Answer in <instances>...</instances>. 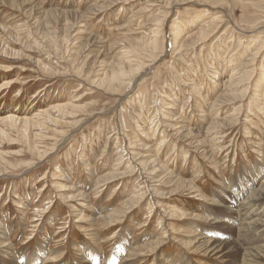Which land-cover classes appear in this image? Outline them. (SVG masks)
<instances>
[{"label":"rangeland","instance_id":"1","mask_svg":"<svg viewBox=\"0 0 264 264\" xmlns=\"http://www.w3.org/2000/svg\"><path fill=\"white\" fill-rule=\"evenodd\" d=\"M117 1L0 0V260L264 264L198 242L237 238V205L213 203L264 171V0Z\"/></svg>","mask_w":264,"mask_h":264},{"label":"bare ground","instance_id":"2","mask_svg":"<svg viewBox=\"0 0 264 264\" xmlns=\"http://www.w3.org/2000/svg\"><path fill=\"white\" fill-rule=\"evenodd\" d=\"M105 1V0H104ZM117 1V0H116ZM118 3L124 2V0H118ZM192 2V1H191ZM114 3V2H113ZM128 2H124V4H126ZM106 4V3H105ZM179 4V2H178ZM176 4V5H178ZM95 6V5H94ZM63 13V12H62ZM65 15H69V13L67 14L66 12L64 13ZM85 15V14H84ZM211 21H206L204 20V22L202 23V27H200L198 30L199 32L197 34H195V36H200V38H206L209 39L211 37H213V35L216 33L217 29L219 26H215L213 27V23L214 22H218V24L220 25V23L222 22V16H218L217 13L212 14V18H210ZM202 22V21H201ZM200 24V23H199ZM196 33V32H195ZM200 34V35H199ZM194 36H191V38H193ZM195 38V37H194ZM258 40V39H257ZM255 59V57L253 56V60ZM138 60V59H137ZM249 61L250 63L247 64H241V68L244 69L243 72H241L240 77H235L234 78V82L241 84L243 83L245 80H247V78L249 77H253L254 75V70L255 67L253 66L254 61ZM130 61V60H129ZM249 67V68H248ZM142 68V67H141ZM248 69V70H247ZM250 69V70H249ZM135 71V70H134ZM137 71V70H136ZM125 73H114L110 76L109 78V83H108V87L109 89L112 90H116L115 88L118 87L119 84H121V76L124 75ZM262 74V73H261ZM262 82H259V85L257 86V88H264V74L261 75ZM250 78V79H251ZM105 85V84H104ZM259 90V89H258ZM243 92V91H242ZM258 92V91H257ZM244 93V92H243ZM230 95V94H229ZM258 95V94H257ZM7 121H12L13 119L9 118L6 119ZM36 121V120H35ZM42 156V155H41ZM261 171V170H260ZM262 172H257L258 175L254 177V179H252L251 181L246 179L243 180L241 183V186L239 189H235L237 188L234 184H230L229 187L225 190L222 191V193L220 195H218L217 199H215L214 201V205H218L219 207L224 206L226 203V201L229 202V204L231 206L226 207L229 210V214L232 215L231 213L234 212V209L236 210V213H233V215H235V217L237 218V222L235 220L236 223H238V229H239V234L238 236H236V239H226L224 237H219V239H212L211 237L207 236V237H203V240L198 241L200 243V246L203 248V250L206 253H213V255H218L221 254L222 252L226 251L225 253H240V252H244L243 255H248L251 256L253 258H256L257 256L260 257V252L264 250V243H259L258 239L260 238V236H262L261 234H264V219L263 221L259 222V220H254L252 219V215H261L260 213H258L257 211L259 210L262 211V209H264V190H262V187L264 186V181H263V185H261L262 187L260 189H258L259 191L262 190V192H258V190L256 191H250L251 187L254 185L255 180L257 179L258 176L262 175ZM116 178V177H115ZM251 178V177H250ZM257 181V180H256ZM188 184V183H187ZM250 192L247 196L246 201H242L237 203L236 200L240 199L241 195L244 193ZM231 193V195H230ZM247 195V194H246ZM72 197V196H71ZM80 197V196H78ZM77 197V198H78ZM84 197V196H83ZM226 199V201H225ZM230 199V200H229ZM250 199V200H249ZM235 201V202H234ZM233 203H235L237 205V209L234 208L231 210L232 206L234 205ZM247 203V205H246ZM224 208V207H223ZM212 210V209H211ZM205 211V210H204ZM225 211H227L225 209ZM207 212V210H206ZM211 211H209L210 214ZM264 212V211H263ZM228 214V213H227ZM207 213L204 214V216L202 217L203 221L205 224H207L209 222V219H211L209 216H206ZM213 215V214H210ZM256 216V217H257ZM215 219V218H214ZM218 219V217H217ZM260 219V218H259ZM112 221V220H110ZM202 221V222H203ZM215 223H218L216 221H214ZM112 224V223H111ZM203 224V223H202ZM164 226V225H162ZM7 229V228H6ZM199 229H201L200 227H198L194 232L196 233V231H199ZM237 229V230H238ZM205 231V230H204ZM7 232V231H6ZM6 232H4L3 234H0L1 237L5 236L7 237V234H5ZM205 233V232H204ZM167 234V233H166ZM202 236V235H200ZM204 236V235H203ZM122 237V236H121ZM198 237V236H197ZM213 237V236H212ZM160 238V237H159ZM196 238V237H195ZM7 240H9L8 238L5 239V241H2L3 248H6L5 253L7 254V252L10 250L8 249V245H7ZM122 240V239H121ZM120 240V241H121ZM158 241V240H157ZM123 242V240H122ZM125 242V241H124ZM123 242V243H124ZM161 242V241H160ZM160 242L154 243L152 246L155 247H160L162 244ZM186 242V241H185ZM135 243V242H134ZM182 243V242H181ZM9 244V243H8ZM117 244V243H116ZM194 244V240H190L188 241V245H192ZM199 245V244H198ZM90 245H84L81 247V249L83 248V250L85 249V254L82 256L81 260H84V262L87 264H115L114 259L117 256H120V254H122V252L119 255H114V257H108V258H103L100 259L96 252L92 249V247ZM138 250L137 246H134L133 243L131 245L130 248V254L129 256L127 255L126 258H130L133 259L131 257H137L136 252ZM11 251V250H10ZM120 251V250H119ZM141 252V250H140ZM184 252V251H183ZM264 252V251H263ZM50 253V252H49ZM154 253V252H153ZM81 254V253H80ZM140 254V253H139ZM186 254V255H185ZM184 254V256H181V259L183 260V264H190L189 260H188V255L187 252ZM223 254V253H222ZM141 255V254H140ZM1 256V255H0ZM247 256V257H248ZM81 257V255H80ZM244 257V256H243ZM250 257V258H251ZM139 258V257H138ZM249 258V259H250ZM262 258V257H261ZM0 259H2V257H0ZM55 258L52 257V255H50V258H44V263L47 260H54ZM106 259H108V261H106ZM247 259V258H246ZM264 259V258H262ZM124 260V259H123ZM136 260V259H135ZM160 260V259H159ZM162 260V259H161ZM166 260V259H165ZM180 260V258H179ZM261 260V259H260ZM5 261V260H4ZM2 260H0V264H33V261L30 260L29 257H25L24 254H19L17 255V253L13 256L11 255L10 258L4 262ZM104 261V263H102ZM129 261V260H127ZM137 261V260H136ZM182 262V261H181ZM248 262V261H247ZM77 263V262H76ZM158 263V262H157ZM178 263V262H177ZM47 264V263H46ZM82 264V263H81ZM120 264H128V263H120ZM130 264H134L131 263ZM159 264H164L163 262H160ZM235 264V263H233ZM254 264V263H253Z\"/></svg>","mask_w":264,"mask_h":264}]
</instances>
